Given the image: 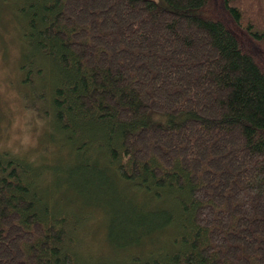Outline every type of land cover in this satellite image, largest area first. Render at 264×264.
<instances>
[{
	"label": "trees",
	"instance_id": "obj_1",
	"mask_svg": "<svg viewBox=\"0 0 264 264\" xmlns=\"http://www.w3.org/2000/svg\"><path fill=\"white\" fill-rule=\"evenodd\" d=\"M162 4L0 0L69 154L0 150V264H264V0Z\"/></svg>",
	"mask_w": 264,
	"mask_h": 264
},
{
	"label": "rangeland",
	"instance_id": "obj_2",
	"mask_svg": "<svg viewBox=\"0 0 264 264\" xmlns=\"http://www.w3.org/2000/svg\"><path fill=\"white\" fill-rule=\"evenodd\" d=\"M154 1L163 5V0ZM14 25L11 18L0 10V150L44 159L48 157L49 147H52L53 156H61L67 162L69 154L65 146L49 140L51 135H55L53 124L49 120L45 121L42 118L43 113L40 112L50 106L48 96L43 98L46 86H43L42 81L39 82V78L34 83L36 85H22V91L18 86L21 74L17 67V53L13 39L8 35L9 30L11 33L16 32ZM32 79H36V76H32ZM92 223L88 221L78 228V236L82 237L78 250L93 256L109 255V249L98 236L100 229L97 226L94 228ZM110 255H118V252Z\"/></svg>",
	"mask_w": 264,
	"mask_h": 264
},
{
	"label": "bare ground",
	"instance_id": "obj_3",
	"mask_svg": "<svg viewBox=\"0 0 264 264\" xmlns=\"http://www.w3.org/2000/svg\"><path fill=\"white\" fill-rule=\"evenodd\" d=\"M39 101V100H38ZM45 161V160H44Z\"/></svg>",
	"mask_w": 264,
	"mask_h": 264
}]
</instances>
